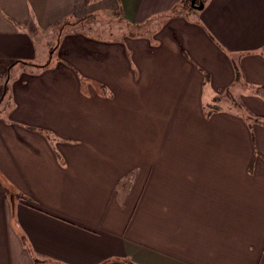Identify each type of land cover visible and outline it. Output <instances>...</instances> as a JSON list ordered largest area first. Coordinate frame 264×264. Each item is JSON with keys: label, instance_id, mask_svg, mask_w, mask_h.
I'll return each instance as SVG.
<instances>
[{"label": "crops", "instance_id": "0c3cea01", "mask_svg": "<svg viewBox=\"0 0 264 264\" xmlns=\"http://www.w3.org/2000/svg\"><path fill=\"white\" fill-rule=\"evenodd\" d=\"M106 1L162 25L127 52L67 37L57 71L5 90L0 264H264V0ZM75 14L74 0H0V74ZM170 145L178 168L156 169Z\"/></svg>", "mask_w": 264, "mask_h": 264}, {"label": "rangeland", "instance_id": "374dc122", "mask_svg": "<svg viewBox=\"0 0 264 264\" xmlns=\"http://www.w3.org/2000/svg\"><path fill=\"white\" fill-rule=\"evenodd\" d=\"M83 3L86 7H88V11L83 10L82 16H78L77 12H81ZM109 6L110 3L106 0H74V13L76 14L72 16V18H68L65 20L63 19L56 26L52 25L51 28L46 31H39L35 33V53L34 57H32L33 59L26 57L23 59L20 58V60H14L19 62L13 65L11 64V67L6 65L5 67L8 68V70L6 71V69H4L3 73L0 74V115L7 116L8 114L5 106L9 102V98L8 91L5 90H9V87L14 84L16 78H19V75L21 76L23 73L28 74L35 71L39 72L42 70V67H46V65L48 64L50 70L57 71V67L59 66L58 55L61 49H58V46H62V44L65 43V39L67 37H80L82 41L90 43L91 46L106 42L107 45H113L114 43H116L115 41H120L123 43L125 47L124 49L127 52L129 50L128 47L130 40L155 38L160 29V26L162 25L160 24L159 28L155 29V23L151 21L150 23L135 27L124 21L121 15H119V12H111V10L106 9ZM71 27H73L74 29L72 34H70L69 32V30H71ZM143 42H145V40L141 41V43ZM47 62L49 63L45 64ZM94 65L96 68L97 64ZM73 70L76 71V69ZM229 93V96L226 97L228 101H224L223 104L227 107L237 108L236 101L239 100V98L237 97L238 95H234V91H230ZM125 102L122 100V107L128 112L127 107L132 108L133 104ZM212 107L213 108L211 109H216L215 106L212 105ZM206 113L208 115L211 114L210 110H207ZM141 140L143 142L145 141L144 138H142ZM173 146L175 147V149L177 148V145ZM138 147L140 149H144L145 143L139 144ZM155 148L158 150L162 149V147H160L159 145H155ZM170 148L171 145L165 148V152H159V154L155 155L156 158L153 161V166L156 169L161 168L162 165L166 166L169 169L178 168V155L176 153H173V151H170ZM138 155L139 157L141 156V154ZM135 164L143 167H151L152 162L149 160L146 161L144 159H138L137 161H135ZM133 166L135 165L132 164L130 167L133 168ZM124 169L128 170L129 166ZM133 171L143 170L135 169Z\"/></svg>", "mask_w": 264, "mask_h": 264}, {"label": "trees", "instance_id": "16d2710c", "mask_svg": "<svg viewBox=\"0 0 264 264\" xmlns=\"http://www.w3.org/2000/svg\"><path fill=\"white\" fill-rule=\"evenodd\" d=\"M87 1H97V0H87ZM203 2H205L204 0H203ZM195 7H193L192 5H191V1L190 0H182V3H181V8H180V10H184V9H186V10H191V9H194ZM179 10V9H178ZM178 10L175 8L174 10H173V12H172V14H177L178 13ZM171 14V15H172ZM16 62H19V61H16ZM13 64H15V63H13ZM240 69H239V67L238 66H236V77H237V80L238 79H240ZM211 108H213V107H211ZM213 110V109H212ZM246 116H247V118H249V119H252L253 121H258V122H262V117L261 116H259V115H257V114H254V113H252V112H250V111H248L247 112V114H246Z\"/></svg>", "mask_w": 264, "mask_h": 264}, {"label": "water", "instance_id": "95a60500", "mask_svg": "<svg viewBox=\"0 0 264 264\" xmlns=\"http://www.w3.org/2000/svg\"><path fill=\"white\" fill-rule=\"evenodd\" d=\"M191 5L196 9H200L204 6L203 0H191Z\"/></svg>", "mask_w": 264, "mask_h": 264}]
</instances>
